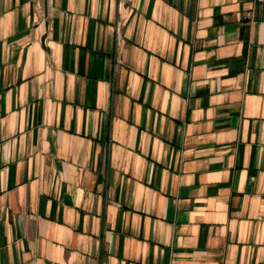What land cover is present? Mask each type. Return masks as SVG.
Listing matches in <instances>:
<instances>
[{"label":"crops","instance_id":"0c3cea01","mask_svg":"<svg viewBox=\"0 0 264 264\" xmlns=\"http://www.w3.org/2000/svg\"><path fill=\"white\" fill-rule=\"evenodd\" d=\"M0 264H264V0H0Z\"/></svg>","mask_w":264,"mask_h":264}]
</instances>
